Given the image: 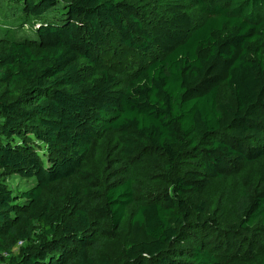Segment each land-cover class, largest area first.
Instances as JSON below:
<instances>
[{
	"label": "trees",
	"instance_id": "trees-1",
	"mask_svg": "<svg viewBox=\"0 0 264 264\" xmlns=\"http://www.w3.org/2000/svg\"><path fill=\"white\" fill-rule=\"evenodd\" d=\"M3 5L18 15L0 25V264H264V169L213 191L230 197L224 227L206 202L264 160V0ZM117 48L138 65L111 69ZM105 137L103 182L85 165ZM135 162L154 197L138 199Z\"/></svg>",
	"mask_w": 264,
	"mask_h": 264
},
{
	"label": "rangeland",
	"instance_id": "rangeland-1",
	"mask_svg": "<svg viewBox=\"0 0 264 264\" xmlns=\"http://www.w3.org/2000/svg\"><path fill=\"white\" fill-rule=\"evenodd\" d=\"M150 7L151 6H149V8ZM15 14L18 15V12L13 11V9L3 5L2 14H0V25H3L4 21H6L7 18V21H12V18L15 17ZM14 24L17 25L18 21H14ZM35 26V23L31 21V23H25L22 29L19 28V31H22L21 35H32L33 32L31 29H33ZM137 58H139V55L137 53H134L130 50L127 51L125 49L117 48L111 49L105 55V63H107L108 66L111 69H114L115 71L126 72L127 70L129 71L130 69L138 65L136 62ZM97 146L99 151L98 158L95 159L93 158V156L87 158L85 167L88 168L92 175L99 178L101 181L106 182L116 173L115 164L118 162V160L116 159L117 155L115 152V143L112 138L105 137L100 141L99 144H97ZM131 169L132 174L136 177L138 199L145 200L150 197H154L156 195V191L159 187V184H153L150 182V179H148V181L145 178L146 175H150L151 169L145 165H142L140 162L132 163ZM261 169H264V160L258 161L254 163V165L239 171L240 174L234 175L230 183L227 179L212 182L211 188L207 191L206 202L208 204L209 212L212 213L216 220L220 221V225L222 227L233 221V211L230 206V197L226 198V200L221 201V204L219 205L216 201L220 200V192H217V195L215 196L213 191H219L222 190V187L226 188L231 186V192H233L234 188L237 185L244 186L250 184L254 180L257 171H260ZM7 183L14 190L21 191L23 189L28 188L31 184V181L24 180L18 176L13 175V177L7 180ZM150 183L153 185H150ZM224 235H226V233L220 231L217 234V237L221 238ZM119 246L120 240L118 238H115L110 242V247L108 251L110 252L111 256L117 254ZM234 256H239L241 260L251 261V258L248 254H241L235 252L228 253L223 258L231 259Z\"/></svg>",
	"mask_w": 264,
	"mask_h": 264
}]
</instances>
